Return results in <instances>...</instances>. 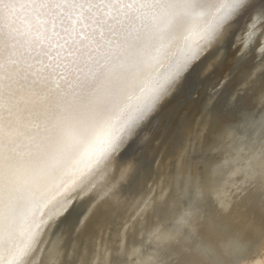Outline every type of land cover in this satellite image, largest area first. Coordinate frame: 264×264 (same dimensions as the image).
Returning a JSON list of instances; mask_svg holds the SVG:
<instances>
[{
    "label": "clouds",
    "instance_id": "9594fccd",
    "mask_svg": "<svg viewBox=\"0 0 264 264\" xmlns=\"http://www.w3.org/2000/svg\"><path fill=\"white\" fill-rule=\"evenodd\" d=\"M230 0H170L183 34L155 37L161 63L137 61L96 105L59 213L29 232L21 215L4 264H264V12ZM211 33L176 69L171 51ZM170 68L164 77L162 63Z\"/></svg>",
    "mask_w": 264,
    "mask_h": 264
},
{
    "label": "snow or ice",
    "instance_id": "6c2138e0",
    "mask_svg": "<svg viewBox=\"0 0 264 264\" xmlns=\"http://www.w3.org/2000/svg\"><path fill=\"white\" fill-rule=\"evenodd\" d=\"M236 9L243 19L264 12V0H230L228 11ZM170 17L160 0H0V251L21 215L63 210L70 153L83 144L77 164L84 161L107 134L97 129L85 142L96 105L77 100L99 95L122 53L145 42L144 26H152L146 40L154 39ZM203 39L210 43L211 33Z\"/></svg>",
    "mask_w": 264,
    "mask_h": 264
},
{
    "label": "bare ground",
    "instance_id": "6f19581e",
    "mask_svg": "<svg viewBox=\"0 0 264 264\" xmlns=\"http://www.w3.org/2000/svg\"><path fill=\"white\" fill-rule=\"evenodd\" d=\"M160 2L168 3L170 0H160ZM186 28V21L183 17H170L167 28L165 31L159 33V37L169 38L173 35H181L185 31ZM152 26L151 24H146L143 29L145 42L139 43L137 46L132 48L131 50H128L126 54L122 53L124 55L123 61L118 65L117 71L113 73L110 81L108 84L100 91L99 95L91 94L87 98L84 99H78L77 103H82L85 105H98L103 102L105 95H107L112 88L119 83L125 72L131 71L137 61L142 58H149L152 56L157 49H160L164 45H160L159 47H153L152 46V40L149 39L146 40V38L151 34ZM204 33L201 31H192L186 38L185 42L181 44L180 46L174 48L170 56L175 59L176 62H179L184 55L187 53V51L190 48H197L204 44L203 39ZM155 63H161V58H159L154 61ZM165 63L161 64V67L158 69L159 74L161 77H164L168 74L170 71L169 67L165 66ZM102 77H99L98 80L92 84L89 85V89L94 90L98 85ZM37 90L42 94L43 89L39 87V84L37 85ZM91 156V155H90ZM87 157L85 161L90 158ZM82 161L81 163H83ZM23 195V193H21ZM54 213V212H51ZM34 218V223L26 224L24 229L22 230V233L20 235V240L18 241V248L17 251L20 250V245H26L29 238V232L31 231H39L43 227H45L49 223V218L45 217L44 215H39L36 210H33V212L29 215V220H32ZM12 257H9V264H11ZM0 264H4V257L0 256Z\"/></svg>",
    "mask_w": 264,
    "mask_h": 264
}]
</instances>
